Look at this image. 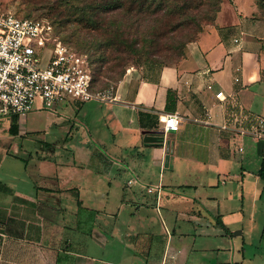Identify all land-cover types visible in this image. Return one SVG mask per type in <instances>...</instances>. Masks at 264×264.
<instances>
[{"label":"crops","instance_id":"crops-1","mask_svg":"<svg viewBox=\"0 0 264 264\" xmlns=\"http://www.w3.org/2000/svg\"><path fill=\"white\" fill-rule=\"evenodd\" d=\"M168 90L182 120L163 132ZM116 93L47 113L33 145L27 116L6 117L14 132L0 118V264H264L251 250L264 240V140L231 128L238 108L264 115L254 0H222L178 64Z\"/></svg>","mask_w":264,"mask_h":264},{"label":"built area","instance_id":"built-area-1","mask_svg":"<svg viewBox=\"0 0 264 264\" xmlns=\"http://www.w3.org/2000/svg\"><path fill=\"white\" fill-rule=\"evenodd\" d=\"M53 34L49 22L21 18L0 0V118L25 117L36 102L38 109H52L67 103V99L85 103L112 101L117 97L94 92L87 56ZM46 52V63L40 65ZM215 96L219 100L226 98L221 91ZM237 113L231 128L264 140V115L247 113L242 108ZM181 120L175 112L158 117L163 132L178 130Z\"/></svg>","mask_w":264,"mask_h":264},{"label":"trees","instance_id":"trees-1","mask_svg":"<svg viewBox=\"0 0 264 264\" xmlns=\"http://www.w3.org/2000/svg\"><path fill=\"white\" fill-rule=\"evenodd\" d=\"M221 3L222 0H84L78 10V20L87 29L86 34L90 39H81L79 45L99 46L96 34L104 36L101 38L103 45L111 46V50L118 53L114 62L119 70L117 76L124 74L121 68L128 63L122 49L135 54L141 65H176L186 56L187 45L198 39L203 26L214 23ZM259 5L260 10L264 9V0H259ZM127 29L132 33V38ZM141 31H146L142 37ZM138 37L141 45L136 39ZM94 39H97L96 43ZM161 54L165 56L164 62L157 59ZM108 69L112 70L110 66ZM111 78L113 81L116 79ZM96 79L92 73V88ZM175 101V93L168 90L164 110L174 112ZM15 129L14 122L10 131L14 132ZM258 176L264 189V159Z\"/></svg>","mask_w":264,"mask_h":264},{"label":"rangeland","instance_id":"rangeland-1","mask_svg":"<svg viewBox=\"0 0 264 264\" xmlns=\"http://www.w3.org/2000/svg\"><path fill=\"white\" fill-rule=\"evenodd\" d=\"M8 8L13 11L17 16L22 18H30V19H41L45 20L52 24L54 28V37H56L58 40H60L62 43L68 44L70 47L74 48L80 53H83L87 56L90 68L93 73V78H97L93 82V91L98 92L101 95H106L113 97L116 95L118 91V87L121 83V81L128 75L135 74L136 77L140 76L143 72H145L146 68L149 66L147 64L141 65L139 61H137V56L133 53H129V50L122 49L126 54L122 53L127 58V65H124L122 70H124V74L117 76L118 68H116V65H114L115 59L117 58L118 53L111 50V46H105L103 45L101 38L104 36L100 34H96L99 37L97 38V42L99 43V46L95 47H86L84 45H79L82 43L83 38H89L86 34L87 29L82 27V24H79V8L84 3V0H3ZM227 0H225V3ZM259 14L264 16V9L260 10L259 0H254ZM78 12V13H77ZM208 26H203L204 28ZM129 28V26L127 27ZM129 31V29H127ZM202 30V31H203ZM130 32V31H129ZM140 37L146 33V31H141ZM133 35L130 32V38H132ZM139 44L141 45V42L139 40V37L136 38ZM142 39V38H141ZM96 40L94 39V42L96 43ZM132 40H128L130 42ZM103 45V46H102ZM48 56V52L45 53V56L43 60L39 61L40 65H45L46 61L45 58ZM165 56L158 55L157 59L164 62L163 59ZM107 59V63H106ZM111 64V65H110ZM111 67L112 70H109L108 67ZM111 77H116V79L113 81ZM78 103L82 104L83 107L82 110L87 108H93L94 106L98 105L97 101H89L85 103H81L79 101H74L71 99H67V103H63L60 105H55L52 109H38V102H36L34 108L26 115L28 118V121L26 123H23L21 125V132L26 133V138L32 139V145L36 143L35 139L39 138L38 136L42 137L45 135L46 130V122H47V113H50L54 110H61L63 109L64 105H67L69 103ZM69 109H74V111H77L80 109L72 107H68ZM69 111V110H68ZM67 113V112H65ZM62 116V115H61ZM24 118V117H19ZM20 119L17 121L19 122ZM64 120V121H63ZM61 120L62 123L59 125L60 129H63L65 126L69 127L68 125V119ZM14 121L9 120L6 117H2V128H8L10 127ZM65 133L62 132L61 135H64ZM43 137H46L43 136ZM35 140V141H34ZM38 140V139H37ZM27 142V141H26ZM250 250V248H249ZM251 250L262 252L264 255V240L262 241V244L260 247H252Z\"/></svg>","mask_w":264,"mask_h":264}]
</instances>
